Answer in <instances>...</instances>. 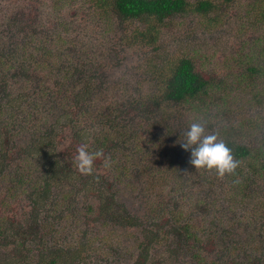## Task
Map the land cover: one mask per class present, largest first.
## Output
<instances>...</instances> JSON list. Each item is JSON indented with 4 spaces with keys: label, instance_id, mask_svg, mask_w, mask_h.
I'll return each instance as SVG.
<instances>
[{
    "label": "trees",
    "instance_id": "1",
    "mask_svg": "<svg viewBox=\"0 0 264 264\" xmlns=\"http://www.w3.org/2000/svg\"><path fill=\"white\" fill-rule=\"evenodd\" d=\"M78 1L81 6L75 7L74 10L72 4ZM235 1L240 2V0H55L53 11L67 7L79 14L76 10L79 9L78 11L89 14L91 18L103 21L110 28H116L113 26L124 23L136 24V27L123 38L127 45L141 46L150 45L149 43L154 41L158 33L154 30L175 16L189 14H195L201 18L214 16L209 20V26L216 24L220 20L218 13L221 6L230 5ZM33 4L35 3L32 2L26 7L21 6L22 10L25 8L28 12L22 11L19 8L20 4H15L17 7L15 11L19 13L8 15L5 19V27H11L9 34L19 36L24 31L18 23L23 19L33 23L38 20L36 13L39 12L36 11V4ZM244 5L247 8L246 19L249 18L252 23L259 21L264 24V0H246ZM54 25L52 23V28L55 27ZM60 25L57 24V29L53 33L51 31L52 41L49 44H42V46L35 44L40 47L39 50L41 49L38 53L28 51L31 48L28 45L32 44L28 41L16 45L11 44L8 49H0L2 59H0V95L5 91L4 77L13 67L18 69L13 77L21 79V83L25 82L27 90L33 85L32 70L41 72L42 79L37 83L31 99L24 94H17L13 97L10 92L0 96V117L4 114V110L7 115L5 119L0 118V124H2L0 125V183L4 185L6 191L5 197L1 198V205L8 209L22 198L26 202L27 210H30L25 211L28 217L27 222L35 227V230L30 233L25 226L16 231L0 223V236H4L9 231L15 233L14 238L17 244L20 243L16 251L17 257H22L21 264H86L83 258H79L80 250L74 244L68 245L56 238L57 224L61 222V215L67 212L63 209H69L70 197L76 193L75 187L69 182L78 181L84 176L75 164L78 150L76 147L79 143L89 140V151L102 149L105 158L111 157L116 161L112 170L122 173L118 177V180H122L128 173L124 170L127 167L122 169L124 163L122 162L120 166L119 162L120 158L122 159V146L126 137L130 140L134 138L144 140L147 135L150 140L142 141V146L135 143L133 147L135 152L142 154L146 142L150 143V152L156 155L152 168L145 166L141 173V177H144L143 196L146 202L148 197L149 199L151 197L153 204L147 207L139 217L130 210L120 212L121 209L119 210V206L113 201L104 202L96 210L89 207L87 213L97 217L96 220H101L102 226L115 221V227L144 228V240L134 243L139 252L133 264H148L152 247L156 244L167 243L170 233L174 235V245L183 250L181 253L183 256L187 254L190 260L194 261L193 264H205L207 259L204 248L211 235V232H208L211 229L209 221L214 222L217 218L220 220V215L227 218V212L231 206L234 207L237 202L246 203V198L264 186L263 114L257 112L254 118L237 116L233 123L210 126L212 116L208 105L213 102L217 107V101L220 100L224 108L226 107L225 109H230L235 97H229L226 79H216L214 75L206 76L197 69L193 58L182 57L172 66L169 74L163 76L161 81L155 84L160 91L149 95L148 100L146 95L141 98L138 106L141 110L137 113L139 117L142 116L140 119L143 123L138 127L140 130L134 129L135 136L131 135V130H128L125 125L119 124H114L110 132L104 129L101 133L90 132L92 127L86 124L84 117L93 105L102 109L99 95L105 81L102 76L98 78V70L89 68L94 61L91 59L93 57L88 55L91 46L88 40L83 39L84 42L79 43L78 46V43L66 35L69 28L64 25L65 28L62 29ZM35 31L34 28L31 35H27L31 37V39L29 37L31 41H33L34 35L32 34ZM75 53H81L82 56L76 59L75 56L72 57ZM260 53L264 55V50ZM239 59L242 63V58L239 57ZM88 69L90 74H84L82 82L78 80L79 73L84 70L88 72ZM246 71L249 73L248 79L255 75L264 77V73L259 74L256 67H248ZM53 83L54 86L51 87ZM61 92L64 95L59 96ZM222 92L226 93L221 95ZM23 95L27 98V104L19 112L16 108V101L20 99L24 101L26 98ZM60 97L62 100H59ZM253 97L263 99L264 91L257 90ZM133 107L138 109L135 105ZM142 107L145 108L142 109ZM114 111L118 110L114 108ZM141 111L142 114H140ZM230 112L236 113V110L230 109ZM188 114H191L189 118ZM97 119L95 120L98 121ZM177 120H184L182 122L185 125L184 131L192 122L206 121L207 131L219 132L220 138L224 139L232 149L234 158L240 161L235 174H225L220 177L215 170H208L209 172L204 174L226 179V185L221 190L223 192L221 199L218 197L213 203H208L206 199H203L204 190L200 189L199 196H196L192 203L183 204L188 198L184 188L190 181L186 180L187 177L181 178L180 173L187 171L193 165L186 160L190 150L181 147L183 135L180 130L183 124L179 123L174 130L170 125V122ZM69 130H71L70 137L76 142H70L69 145L62 147L63 153H61L58 149V139L62 131L68 132ZM22 133L28 135L27 144L19 149L13 147L12 151L15 152L10 156L11 151L8 147L13 144L12 140ZM249 134L258 138L247 141ZM163 139L167 142H161ZM177 141L180 145H175ZM177 149L184 151V159L179 158ZM14 156H19L22 163L11 168L10 161H13ZM159 159H163V162H158ZM102 163H104V158H97L94 168ZM237 179L239 182H234ZM65 189H67L66 192H63ZM150 190L153 192H149ZM89 192L96 194L98 190L96 188L91 191L87 190L86 194ZM251 201L254 208L255 203L257 207L264 204V200H259L258 196ZM138 202L140 198L135 203ZM183 207H189L185 216L182 213ZM198 209L207 212L203 216L204 220L192 221L187 218L194 216ZM214 209L215 217L207 220L206 215ZM43 213L45 215L41 216ZM141 217L144 218L142 222L138 221ZM145 222L151 227L150 229L143 225ZM17 232H21V235ZM216 234L219 238L218 230ZM105 239H107L106 235L101 240ZM32 243L34 244L30 247ZM21 249H24V253ZM230 255L239 256L235 250H230ZM16 260V256H12L10 262L6 264H19ZM215 264L227 263L215 261Z\"/></svg>",
    "mask_w": 264,
    "mask_h": 264
},
{
    "label": "rangeland",
    "instance_id": "2",
    "mask_svg": "<svg viewBox=\"0 0 264 264\" xmlns=\"http://www.w3.org/2000/svg\"><path fill=\"white\" fill-rule=\"evenodd\" d=\"M245 1L240 0V2L235 1L230 5H222L220 11L218 10L220 20L211 26H209V20L214 16L206 18L195 14L175 16L154 30L158 33L154 41L149 43L150 45L130 46L126 44L123 37L134 29L136 24L124 23L113 26L116 28H110L103 21L102 23L97 18H91L89 14L78 11L79 9H76L79 14L72 12L71 8L67 7L53 11L55 0H0V49H8L11 44L16 45L28 41L32 43L28 45L31 47L28 51L38 53L41 49L39 50L40 47L36 45L49 44L52 41L51 31L53 33L57 29V24H61L60 28L62 29L66 25V28H69L66 35L78 43V46L79 43L84 42L83 39L88 40L91 45L88 55L93 57L91 59L94 61L89 68L98 70V78L102 76L105 81L99 95L102 109L93 105L84 117L86 124L92 127L90 132L101 133L103 129L110 132L114 124H119L125 125L128 130H131L132 136L134 129L140 130L138 127L143 123V120L140 119L142 116L139 117V113H137L141 110L138 108L141 98L146 95L148 100L149 95L160 91L155 84H158L163 76L169 74L178 59L191 57L196 63L197 69L204 75H214L216 79H226L229 97L236 98L229 108L236 110V113L225 109L226 107L224 108L220 100L217 101V107L212 102L208 108L211 109L212 116L210 126L230 124L235 122L237 116L254 118L257 112L264 116V98L253 97L257 90L264 91V77L255 75L248 79L249 73L246 71V68L252 66L258 69L259 74L264 73V55H260V52L264 50V24L259 21L252 23L249 18L246 19ZM32 2L36 4V11L39 12L36 13L38 20L34 23L26 19L18 22L24 31L19 36H12L9 34L11 27H5L6 16L19 13L15 11L17 8L15 4H20L19 8L22 10L21 6L26 7ZM72 5L74 9L80 7L81 3L78 1ZM22 11L28 12L25 8ZM213 14L215 15V13ZM52 23L55 24L53 28ZM34 28L36 31L32 34L34 38L31 41V37L29 36V39L27 35H31ZM74 56L78 59L82 54L75 53L72 57ZM239 57L242 58V63H240ZM17 70L16 67H13L6 73L7 76L4 77L5 91L0 96L10 92L13 97H16L17 94H24L31 99L37 83L42 81L41 72L31 69L35 78L32 77L33 85L27 90L25 82L21 83V79L13 77ZM86 70L77 76L81 82L84 74H90L89 69L88 72ZM53 86L54 83L51 87ZM224 93L222 92L221 95ZM24 95L23 97H25ZM61 95L64 94L61 92L59 96ZM138 98L140 99L138 100ZM26 100L27 98L24 101L22 99L16 101V108L19 109V112L25 108ZM59 100H62L61 97ZM63 102L65 103V101ZM134 105L138 109H135ZM114 108L118 111L113 112ZM8 111L10 112V109ZM3 112L1 119L7 117L5 110ZM142 113L141 111L140 114ZM190 116L191 114H188V118ZM183 121H172L170 125L174 130L179 123L183 124ZM184 129L185 125L183 124L181 133L184 132ZM70 134L71 130L62 131L58 139L59 152L63 153L62 147L69 145L70 142H76L74 138L70 137ZM252 136L249 134L246 140L258 138L255 135ZM145 139L150 140L147 135H145ZM14 140L16 141L13 142ZM27 140L28 135L24 133L18 138H14L13 144L8 147V150L11 151L10 156L15 152L12 151L13 147L16 149L24 147ZM129 140L130 138L126 137L122 146V159L119 160L120 166H122V162L124 163L122 169L127 167L124 170L128 172L122 180H118L122 173L113 171L112 167L106 168L102 163L94 168L91 175L81 173L84 176L80 177L78 181L69 182L71 186L75 187L76 193L70 197L69 209H63L67 212L61 215V222L57 224L56 238L68 245L74 244L80 250L79 258H83V262L86 264H133L139 252L134 243L144 240L145 231L142 227H115V221H110L106 226H102L101 220H96L97 217L87 213L89 207L96 210L104 202L113 201L115 204L117 203L119 210L121 209L120 212L124 213V211L130 210L139 217L147 207L153 204L151 197L150 199L148 197L146 202L143 196L144 177H141V173L145 166L152 168L156 161V155L150 152V143L146 142V146L142 150L143 153L140 154L135 152L133 146L135 143L142 146L144 140L135 138L131 139V142ZM161 142H167V140L163 139ZM83 143L88 145L89 140L79 143L76 148L78 149ZM175 145H180V142L177 141ZM176 152L179 153L181 160L184 159L185 153L182 149L179 151L177 149ZM186 160L189 162L190 153ZM157 161L163 162V159ZM21 163L22 160L19 156H14L13 161H10L11 168ZM207 171V169H196L195 166L189 167L187 171H181L180 177H187L186 180L190 181L184 188L188 198L183 204L192 203L196 196H199L200 189L204 190L202 197L208 203L217 201L218 197L221 199L223 194L221 190L226 185V179H219L220 177L216 178L211 174L204 175ZM94 188L98 190L96 194H91V192L86 194L87 190L91 191ZM261 188L246 198V203L237 202L234 207L231 206L227 212V218L220 215V220L217 218L214 222L209 221L211 229L208 232L210 231L211 235L204 248L207 259L205 264H215V261L227 264H264V204L257 207L255 203L254 208L251 201L257 196L259 200H264V186ZM5 193L4 185L0 183V223L4 227L10 226L16 231L25 226L30 233L33 232L35 227L28 224V217L25 214L28 209L26 202L21 198L18 202H14L12 207L6 209L1 205V198L5 197ZM158 197L161 198V196ZM138 198H140V202L135 203ZM188 210L189 207L182 208L183 216ZM214 212L215 209L209 211L206 215L208 216L207 220H212L215 217ZM206 213L198 209L194 216L187 218L192 221L204 220L203 216ZM43 215L45 213L41 216ZM143 220L144 218L141 217L138 221L142 222ZM143 225L147 229L151 228L146 222ZM217 230L219 238L216 237ZM17 233L21 235V232ZM6 234L5 238H3L5 235L0 236V264L9 263L12 256H16V261L21 264L22 257L18 258L16 251V247H19L20 243L17 244L13 231ZM9 234L11 235L9 236ZM104 235L107 236V239L101 240ZM169 237L170 239L164 245L161 243V245L156 244L152 247L148 264H193L194 261H191L187 254L183 256L181 254L183 250L174 245L173 233H170ZM75 242L77 243L75 244ZM230 247L233 248L230 249ZM21 250L24 253V249ZM230 250H235L239 256H231ZM5 257H7L6 260Z\"/></svg>",
    "mask_w": 264,
    "mask_h": 264
},
{
    "label": "clouds",
    "instance_id": "3",
    "mask_svg": "<svg viewBox=\"0 0 264 264\" xmlns=\"http://www.w3.org/2000/svg\"><path fill=\"white\" fill-rule=\"evenodd\" d=\"M206 124L203 120L192 122L182 133L181 147L190 150L189 163L196 169L215 170L220 177L235 174L240 161L234 158L232 149L220 138V133L208 132ZM97 158H104L106 168L116 163L111 157L105 158L102 149L92 152L88 150L87 143H83L77 150L75 164L80 173L91 175ZM234 182L239 181L237 179Z\"/></svg>",
    "mask_w": 264,
    "mask_h": 264
}]
</instances>
